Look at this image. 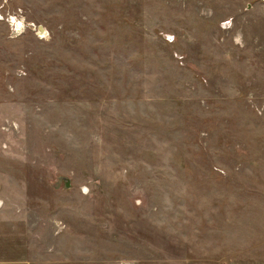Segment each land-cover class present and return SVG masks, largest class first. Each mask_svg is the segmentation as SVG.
Here are the masks:
<instances>
[{
  "label": "rangeland",
  "instance_id": "rangeland-1",
  "mask_svg": "<svg viewBox=\"0 0 264 264\" xmlns=\"http://www.w3.org/2000/svg\"><path fill=\"white\" fill-rule=\"evenodd\" d=\"M0 264H264V0H0Z\"/></svg>",
  "mask_w": 264,
  "mask_h": 264
},
{
  "label": "bare ground",
  "instance_id": "bare-ground-1",
  "mask_svg": "<svg viewBox=\"0 0 264 264\" xmlns=\"http://www.w3.org/2000/svg\"><path fill=\"white\" fill-rule=\"evenodd\" d=\"M22 24H23V22H22ZM22 24H21V22H19V20H16V19H14L13 20V30L15 31V30H18V28H20V27H22ZM41 31V30H40ZM42 32V31H41ZM40 32V33H41Z\"/></svg>",
  "mask_w": 264,
  "mask_h": 264
},
{
  "label": "water",
  "instance_id": "water-1",
  "mask_svg": "<svg viewBox=\"0 0 264 264\" xmlns=\"http://www.w3.org/2000/svg\"><path fill=\"white\" fill-rule=\"evenodd\" d=\"M68 183H69V182H68V179H66V183H65V184L68 185Z\"/></svg>",
  "mask_w": 264,
  "mask_h": 264
}]
</instances>
